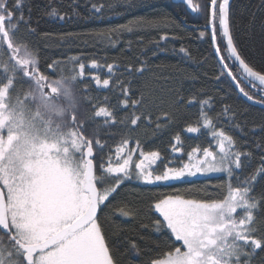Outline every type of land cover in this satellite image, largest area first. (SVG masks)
Returning <instances> with one entry per match:
<instances>
[{
    "label": "snow or ice",
    "instance_id": "6c2138e0",
    "mask_svg": "<svg viewBox=\"0 0 264 264\" xmlns=\"http://www.w3.org/2000/svg\"><path fill=\"white\" fill-rule=\"evenodd\" d=\"M117 3L126 10L139 6L137 0H114L108 9ZM25 4L26 0H0V264H120L112 239L115 231L106 227V212L111 209L122 218L139 214L124 201L114 203L122 186L133 180L174 186V194L157 195L147 202L149 210L158 214L153 230L165 233L168 244L149 256L146 264H252L257 252H264V189H256L264 178V155L259 165L246 171L253 153L217 123L225 120L244 134L246 125L234 119L236 109L201 89L187 97L176 93L170 111L154 113L144 93L137 96L131 86L132 78L151 73L146 57L123 65L92 59L86 65L75 55L68 58L72 71L67 73L57 60L41 66L39 53L21 34L22 28L28 35L36 34L31 16L24 15ZM183 5L203 21L195 38L206 42L217 60L212 79L234 85L239 95L264 109V70L244 55L235 34L234 0H183ZM71 7L75 10V5ZM92 9L99 19L107 15L103 4H93ZM51 14L62 21L71 19L67 12L51 9ZM175 24L174 17L162 13L89 35L115 45L113 37L121 33ZM178 38L165 32L154 41L153 55L166 50L163 41ZM179 53L196 62L187 48L180 47ZM207 60L205 56L201 63ZM86 66L106 68L107 78L99 71L88 75L97 88L116 94L115 103L106 94L102 99L93 97L86 87L80 97L76 95ZM185 78L197 76L185 73ZM82 102L91 109L86 118L80 111ZM190 104L199 105L198 117L171 133L167 149L171 155L145 150L139 139H133L142 125L159 134L184 121L182 107ZM121 109L128 111L121 115ZM202 129L211 137L209 146L186 151L183 134H200ZM116 135L120 139L113 149L108 140ZM256 147L264 151V142ZM213 174L227 178L215 185L225 193L222 196L203 195L208 189L199 197L184 196L175 187L177 182ZM129 248L140 255L135 242L130 241Z\"/></svg>",
    "mask_w": 264,
    "mask_h": 264
},
{
    "label": "trees",
    "instance_id": "16d2710c",
    "mask_svg": "<svg viewBox=\"0 0 264 264\" xmlns=\"http://www.w3.org/2000/svg\"><path fill=\"white\" fill-rule=\"evenodd\" d=\"M114 0H26L23 9L27 18L31 16L32 27L36 29L35 35H28L23 28L21 34L31 42L36 52L41 57V66L45 62L57 60L61 62L64 71L71 72L72 65L68 58L75 55L81 56V62L86 65L92 60L104 63L105 61H118L121 65L132 62L136 57L149 60L151 73L143 77L136 76L131 79L132 90L139 96L144 93L145 101L151 102L152 111H170V104L175 99L176 93L189 96L191 93H199L201 89L212 96L219 97L236 109V119L246 125L244 134L229 127L227 121L217 119L220 127H223L229 134L233 135L237 143L246 151L253 153L252 163L246 171L259 165L260 157L264 151L256 147L257 142H264V109L259 105L248 102L239 95L234 85L220 84L212 79L218 69L216 58L211 56V50L206 42L195 38L197 28L202 27L203 21L183 4H175L172 0H137L139 6L126 10L117 3L114 9H108V5ZM93 4L105 5L107 15L103 19L97 18L99 14L94 13ZM75 5V10L71 6ZM177 5H180L177 7ZM237 28L235 34L243 48L244 55L258 69L264 70V7L262 0H234ZM29 8L31 11L29 12ZM51 9L57 13L67 12L71 19L60 20L56 15L51 14ZM76 12L79 15H76ZM162 13H167L175 18V26L169 25L166 29H145L134 33H121L113 37L115 45L103 39H97L89 33L96 30H107L109 28L128 23L139 17L155 18ZM251 21V23H250ZM165 32L171 36L175 34L178 39L163 41L161 47L166 50L153 55L156 48L154 41L160 39ZM67 33L74 35L68 36ZM47 34V35H45ZM131 42V46H129ZM187 48L193 59V63L184 54L179 53V48ZM207 56L206 63H201ZM99 74L107 78L105 69L93 70L86 66L85 78L82 83L76 86V95L81 96L83 88H87L93 97L101 98L108 95L110 101L115 103L114 92L108 89L97 88L90 79L89 73ZM185 73L195 74L197 79L185 78ZM207 73V77H205ZM119 75V73H117ZM115 79V78H113ZM221 103L215 105L216 112L221 110ZM82 115L86 118L91 109L82 102ZM128 110L121 109V115ZM185 120L177 121L170 129L154 134L152 127L140 126L139 131L133 134V139H139L145 150H159L162 155H171L167 149L170 135L180 126L181 123H194L199 114V105L190 104L182 107ZM90 134L93 129L90 127ZM101 135H105L101 130ZM184 147L188 151L193 146H209L211 139L207 130L198 135L183 134ZM119 135L113 136L108 143L115 148L119 142ZM214 143V141H213ZM226 176L211 177L206 179L186 181L177 183L176 188L180 189L179 194L184 196L199 197L202 190L203 195L216 196L224 195L215 185L223 184ZM173 185L146 186L130 181L122 186L119 196L114 203L124 201L134 209H139V214L133 218H122L120 215L112 214L111 209L107 210L108 220L106 227L109 232L115 231L112 239L116 243V255L120 264H146L149 256L156 255L167 247L168 238L165 233H157L153 230V221L158 217L157 213L149 210L147 202L157 195L174 194ZM257 191L264 189V178L256 185ZM162 219V218H160ZM135 242L141 250L140 255H134L129 248V242ZM252 264H264V252H257L252 259Z\"/></svg>",
    "mask_w": 264,
    "mask_h": 264
},
{
    "label": "rangeland",
    "instance_id": "374dc122",
    "mask_svg": "<svg viewBox=\"0 0 264 264\" xmlns=\"http://www.w3.org/2000/svg\"><path fill=\"white\" fill-rule=\"evenodd\" d=\"M190 135H198V134H190ZM136 162H138V160H137V158H136V156H134L133 157V163H136ZM218 176H224L223 174H219V175H217V174H213L211 177H218ZM210 177V178H211ZM206 178H209V177H204V176H200V177H197V178H193L192 180H185V181H183V182H186V181H194V180H200V179H206ZM135 181V180H134ZM135 182H137V181H135ZM137 183H139V182H137ZM177 183H181V182H177ZM139 184H141V183H139ZM141 185H143V184H141ZM161 185H163V184H161ZM146 186H148V185H146ZM156 186H159V185H156Z\"/></svg>",
    "mask_w": 264,
    "mask_h": 264
},
{
    "label": "water",
    "instance_id": "95a60500",
    "mask_svg": "<svg viewBox=\"0 0 264 264\" xmlns=\"http://www.w3.org/2000/svg\"><path fill=\"white\" fill-rule=\"evenodd\" d=\"M175 4H183V0H172Z\"/></svg>",
    "mask_w": 264,
    "mask_h": 264
}]
</instances>
